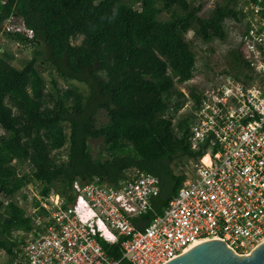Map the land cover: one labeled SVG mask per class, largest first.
Segmentation results:
<instances>
[{
    "label": "trees",
    "instance_id": "obj_1",
    "mask_svg": "<svg viewBox=\"0 0 264 264\" xmlns=\"http://www.w3.org/2000/svg\"><path fill=\"white\" fill-rule=\"evenodd\" d=\"M202 8L188 0H0V39L5 34L47 47V56L34 47L22 67L11 64L6 51L0 54V250L9 256L4 264L27 241L14 232L38 230L36 218L46 214L40 202L51 193L69 196L75 182L115 185L127 171L139 169L158 177L160 192L137 221L164 211L186 179L169 163L206 151L202 145L192 150L188 139L202 89L188 87L186 95L177 87L195 72V53L183 34L193 30L203 41L224 40L226 19L245 26L241 0L217 2L207 17L199 15ZM164 12L169 16L161 19ZM10 17L24 31L6 32ZM228 54L232 69L220 73L239 76L242 42ZM38 60L87 91L59 87L55 77L46 91ZM188 100L190 110L174 123ZM99 111L107 120L96 125ZM90 140L101 141L97 157ZM23 166L28 173H20ZM32 182L41 185V199L33 201L36 218L12 199ZM55 182L60 184L54 187ZM102 245L119 257L118 246Z\"/></svg>",
    "mask_w": 264,
    "mask_h": 264
},
{
    "label": "built area",
    "instance_id": "obj_2",
    "mask_svg": "<svg viewBox=\"0 0 264 264\" xmlns=\"http://www.w3.org/2000/svg\"><path fill=\"white\" fill-rule=\"evenodd\" d=\"M241 7L240 74L218 73L202 89L188 139L206 151L190 159L192 174L164 211L137 221L160 192L158 177L139 169L115 185L75 182L69 196L40 202L41 227L9 264H165L208 239L241 255L264 242V0Z\"/></svg>",
    "mask_w": 264,
    "mask_h": 264
},
{
    "label": "rangeland",
    "instance_id": "obj_3",
    "mask_svg": "<svg viewBox=\"0 0 264 264\" xmlns=\"http://www.w3.org/2000/svg\"><path fill=\"white\" fill-rule=\"evenodd\" d=\"M193 4L201 3L203 4V8L199 15L201 17H207L210 15V11L215 5V3H220L223 0H188ZM174 11L177 15L181 13L178 8H172L171 11ZM169 12H164L160 18L165 19L168 18ZM4 28L6 32L9 31H24L23 23L15 19L14 17H10L4 22ZM241 27L235 22L233 19H226L225 23V32L226 37L224 40L219 39H211L208 41H203L200 37L194 34L193 30L188 31L183 34V38L187 41L190 48L194 51L196 62H195V72L194 77L183 84H178L177 87L185 92L186 95L188 91V87L195 86L199 89L205 88L209 82L217 76L223 70L231 71L234 61L231 56H229L228 51L230 47H233L235 43L239 40ZM30 37V35H28ZM81 37H78L73 41V43H79ZM38 46L40 52H44V56H47V47L41 43L40 41L30 42L27 44L20 43L14 39H9L5 34L2 35L0 39V54L3 51H6L10 56V63L16 67H22L23 62L32 57V50L34 47ZM37 66L41 68L43 72V76L46 82V91L50 89L51 79L55 77L59 87L67 88L71 86H76L81 90L87 91V88L84 84L74 81L64 79L59 77L54 68H51L47 63H43L40 60L37 61ZM210 85V84H209ZM208 85V86H209ZM191 108V101L188 100L184 106L177 112L174 123L185 113H187ZM107 117L105 116L104 111H99L95 115V123L96 125H100L106 122ZM0 132H2L0 130ZM91 150L94 157H97L99 151L101 150V141H92L90 140ZM67 150V146H64L60 149V151L65 154ZM173 173L175 174H184L186 179L184 183L189 180L192 174V162L190 159L186 157H180L175 159L173 162L169 163ZM29 169L27 166H23L21 168L20 173H28ZM60 183L55 182L53 184L54 187L58 186ZM41 185L37 182H32L27 186L23 187L20 191L15 193L12 196V199L16 201L21 207H23L27 214L33 215L37 214V207L34 206L33 201L34 198L41 199L39 190ZM51 195V194H50ZM36 218V217H35ZM43 216H39L36 218V222L41 221ZM14 235L17 237H25L26 239L31 236V232H14ZM9 256L0 250V264H4L8 261Z\"/></svg>",
    "mask_w": 264,
    "mask_h": 264
},
{
    "label": "water",
    "instance_id": "obj_4",
    "mask_svg": "<svg viewBox=\"0 0 264 264\" xmlns=\"http://www.w3.org/2000/svg\"><path fill=\"white\" fill-rule=\"evenodd\" d=\"M165 264H264V242L248 255H241L228 248L220 239H208Z\"/></svg>",
    "mask_w": 264,
    "mask_h": 264
},
{
    "label": "bare ground",
    "instance_id": "obj_5",
    "mask_svg": "<svg viewBox=\"0 0 264 264\" xmlns=\"http://www.w3.org/2000/svg\"><path fill=\"white\" fill-rule=\"evenodd\" d=\"M204 161H206V158H204Z\"/></svg>",
    "mask_w": 264,
    "mask_h": 264
}]
</instances>
